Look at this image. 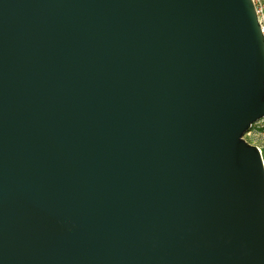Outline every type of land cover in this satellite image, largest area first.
I'll return each instance as SVG.
<instances>
[{
  "label": "water",
  "instance_id": "95a60500",
  "mask_svg": "<svg viewBox=\"0 0 264 264\" xmlns=\"http://www.w3.org/2000/svg\"><path fill=\"white\" fill-rule=\"evenodd\" d=\"M254 0H0V264H264Z\"/></svg>",
  "mask_w": 264,
  "mask_h": 264
},
{
  "label": "built area",
  "instance_id": "2783aa9c",
  "mask_svg": "<svg viewBox=\"0 0 264 264\" xmlns=\"http://www.w3.org/2000/svg\"><path fill=\"white\" fill-rule=\"evenodd\" d=\"M258 18L264 30V0H254ZM250 144L256 145L263 154L264 149V119L261 118L249 129L244 137Z\"/></svg>",
  "mask_w": 264,
  "mask_h": 264
},
{
  "label": "rangeland",
  "instance_id": "374dc122",
  "mask_svg": "<svg viewBox=\"0 0 264 264\" xmlns=\"http://www.w3.org/2000/svg\"><path fill=\"white\" fill-rule=\"evenodd\" d=\"M263 157H264V149H263Z\"/></svg>",
  "mask_w": 264,
  "mask_h": 264
}]
</instances>
